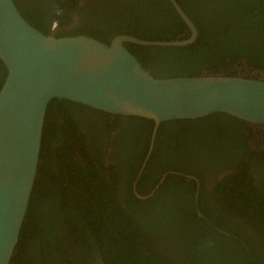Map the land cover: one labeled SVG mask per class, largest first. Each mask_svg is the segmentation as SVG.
Masks as SVG:
<instances>
[{
  "label": "trees",
  "instance_id": "1",
  "mask_svg": "<svg viewBox=\"0 0 264 264\" xmlns=\"http://www.w3.org/2000/svg\"><path fill=\"white\" fill-rule=\"evenodd\" d=\"M13 1L29 25L54 38L86 36L109 45L116 36L162 42L190 34L168 0H28L30 9L23 0ZM175 1L198 37L182 47L125 44L144 70L155 79L209 74L264 80V7L257 8V0ZM243 61L257 77L240 71ZM6 76L0 61V90ZM153 125L51 100L34 186L9 264H50V254L59 264H76L63 230L82 264H92L91 259L95 264H215L227 258L226 246L235 243L231 236L237 233L225 224V211L264 243V189L251 174L256 164L264 177V149L248 145L252 134L258 137L253 130L264 127L222 113L162 123L137 180ZM121 126L127 132L120 154L105 166L90 152L89 135L82 129L100 141ZM218 156L229 169L214 187L219 207L203 200ZM171 172L178 175L169 174L159 184ZM134 182L142 198L132 191ZM239 249L246 261V251ZM171 251L179 252L177 259L170 258Z\"/></svg>",
  "mask_w": 264,
  "mask_h": 264
},
{
  "label": "water",
  "instance_id": "2",
  "mask_svg": "<svg viewBox=\"0 0 264 264\" xmlns=\"http://www.w3.org/2000/svg\"><path fill=\"white\" fill-rule=\"evenodd\" d=\"M168 1L188 28V38L158 42L116 36L105 45L86 36H45L24 20L13 0H0V61L7 71L0 90V264L10 263L18 242L51 100L152 121L150 145L137 180L162 123L222 113L264 126V80L209 74L155 79L126 49L125 44L182 47L195 42V25L175 0ZM169 174L176 173L165 174L159 184ZM198 193L199 184L195 203L201 218Z\"/></svg>",
  "mask_w": 264,
  "mask_h": 264
},
{
  "label": "flooded vegetation",
  "instance_id": "3",
  "mask_svg": "<svg viewBox=\"0 0 264 264\" xmlns=\"http://www.w3.org/2000/svg\"><path fill=\"white\" fill-rule=\"evenodd\" d=\"M260 1L261 0H257V8L264 7V4H262ZM27 2H28V0H23L21 3L24 5L25 8L30 9L31 4H30V2H28V3ZM29 6H30V8H29ZM240 64H238V66H240ZM240 71L245 72V73L247 71H249V72H251L250 73L251 76H254V77H257V74H258L257 71L250 68L246 64L245 61H243V66H240ZM73 116L78 117L76 114H73ZM122 127L123 126H121L117 130L112 132L109 137L103 134L100 141H98L97 139L94 138L97 135H95V134L92 135L90 130L82 129L86 133V135L87 134L89 135V136H87V141L89 142L88 144L90 145V152L94 155V157L98 161L101 158L102 159L101 161L103 162V164L105 166H110L111 164H114L115 159H117L118 155L120 154L119 145L122 144L121 138L127 132V130H126L127 128L125 126H124V128H122ZM255 129L253 131L256 132L258 137H255V139H253V134H252V139L248 142V145L250 146L251 150H255V149H257V147H260V148L262 147V149H264V147H263V145H264V128H262V130H255ZM257 131H261V132L259 133ZM252 142H257L258 145L252 144ZM215 160H216L215 168L213 170L217 169V171H215L213 173V176L207 181V184H205V191L203 194L204 195L203 200L207 204L210 203L214 206L219 207L220 203L217 201L214 187L225 176V174L228 173L229 169H227L224 166V163H223L224 161H223V159L220 158V156L216 157ZM251 174L254 177L257 185L258 186L260 185L264 189L263 172H262V170H259V168L257 167L256 164H253V166L251 168ZM132 191L134 192L136 197L140 196L137 192L136 186L135 187L133 186ZM195 196H196V194H195ZM198 196H199V193H198ZM225 214L227 215L226 218L228 219L225 221V224H227V226H229L233 231H235L237 233L235 236H231L232 240H234L235 243L229 242L226 246V249L229 250V252L227 253V258L223 259V260L222 259L216 260V262L214 260L215 264H221V263H223V264H256L255 260L259 264H264V243L261 241V239L245 223L241 222L240 219L233 216L232 214H229L227 211H225ZM210 224H212V223H210ZM63 234L66 237V243L68 244V247L70 249L71 254L75 256L76 264H82V261H81L82 259L78 253L76 246L74 245L73 242H71V240H69V238L66 235L64 230H63ZM157 243H160V242L158 241ZM236 244H239V246H237ZM251 247L253 248V253H251ZM239 248H243L246 251V256H247L246 261H245V258L242 257L243 255L241 254ZM162 250H164L166 252V249L164 247L162 248ZM178 253H179L178 251L177 252L171 251L168 254H171L170 258H174L176 256V259H177ZM236 257H239V259L233 260V258H236ZM254 257H255V259H254ZM49 259H50V264H59L58 260L56 258H54V256H51V254L49 255ZM93 260L94 259H91L92 264H95V263H93Z\"/></svg>",
  "mask_w": 264,
  "mask_h": 264
},
{
  "label": "clouds",
  "instance_id": "4",
  "mask_svg": "<svg viewBox=\"0 0 264 264\" xmlns=\"http://www.w3.org/2000/svg\"><path fill=\"white\" fill-rule=\"evenodd\" d=\"M55 26H53L52 28H54ZM51 37V36H50Z\"/></svg>",
  "mask_w": 264,
  "mask_h": 264
}]
</instances>
